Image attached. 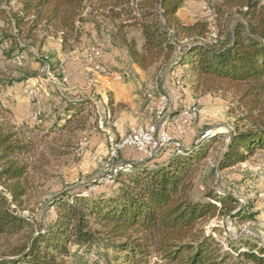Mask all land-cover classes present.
<instances>
[{
	"label": "trees",
	"instance_id": "trees-1",
	"mask_svg": "<svg viewBox=\"0 0 264 264\" xmlns=\"http://www.w3.org/2000/svg\"><path fill=\"white\" fill-rule=\"evenodd\" d=\"M186 1L0 0V18L13 31L4 38L20 43L23 55L28 45L41 47L52 37L66 50L80 40L84 25L93 22L99 29L95 20L102 17L116 26L115 34L141 69L187 72L197 88L236 91L252 126L233 132L219 163L222 170L264 148V2L225 0L245 23L238 22L218 43L210 44L204 41L210 31L206 23H180L177 14ZM126 28L138 29L140 48L125 39ZM87 50L86 61L97 68V56L95 65L90 63ZM3 83L0 80V91ZM86 101L71 103L68 112ZM6 112L0 105V264H75L70 245L83 252L100 240L114 251L117 264H229L231 251L224 250L205 226L214 218H242L244 208L235 212L238 203L231 195L209 192L208 203L194 202L190 196L197 165L208 154L206 148L196 147L213 135L161 162H130L129 171L113 177L112 183L120 187L109 201L94 197L91 190L63 194L52 203L53 223L45 226L35 220L30 207L41 164H46L43 157L35 159L34 138L42 125L34 121L30 127L13 126L3 120ZM235 257L264 264V249L237 248Z\"/></svg>",
	"mask_w": 264,
	"mask_h": 264
},
{
	"label": "rangeland",
	"instance_id": "rangeland-1",
	"mask_svg": "<svg viewBox=\"0 0 264 264\" xmlns=\"http://www.w3.org/2000/svg\"><path fill=\"white\" fill-rule=\"evenodd\" d=\"M17 7L12 4V8ZM177 17L183 25L206 23L210 31L204 41L210 44L218 43L238 22L245 23L244 17L236 9L228 8L225 0H187ZM95 21L99 29L93 22L84 25L80 40L66 50L62 49L59 38L52 37L44 46L29 48L31 45H28L29 51L26 49L28 52L22 55L20 43L4 38L5 33L12 35L13 31L0 18V80L5 85L0 91V105L8 111L3 114V120H8V123L16 127H30L34 121L42 125V128L38 127L34 138L37 142L35 159L43 157L46 161V164H41L42 174L38 175V181L34 184L36 191L30 203V207L35 209V220L45 226L53 223L55 210L52 203L74 190H91L94 197L104 201L116 197L120 187L118 182L102 179L111 168L115 166L118 169L125 162H119L123 152L117 159L111 157L109 140L119 139L133 129L145 127V124L136 121L131 126H126L132 122L128 119L131 108L138 111V119L143 116L149 121L146 126L153 123L154 119L147 112V95L152 93L159 96V93L166 91L171 97H175L169 90L172 84L177 89L176 94H182V104L174 100L178 107L172 109L168 117L170 133H175V138L172 137L175 144L163 150L157 158L164 157L166 160L175 151L176 154H181V150L193 148L196 141L203 135L206 136L205 133L211 132L213 139L196 147L197 151L202 147L206 148L208 154L197 165V178L190 196L194 202L200 203L210 201L206 198L209 192H214L219 197L231 195L237 200L235 212L244 208L242 218H214L206 224L205 230L221 243L224 250L226 248L231 251L229 264H254L246 258L238 260L235 249L239 248L241 252L254 246L264 249V198L260 197L261 194L264 195V148L255 149L252 154L244 152V161L226 164L222 170L219 168L233 132L242 133L252 126L245 119L246 108L238 103L239 95L236 91L224 88H197L193 86L194 77L182 71H177L168 84L159 77L165 70L152 67L148 69V86H141V90H136L135 87L132 89L137 95L135 104H118L112 107L114 92L101 88L96 82L98 77L115 81L107 74L117 73L122 79L118 77L117 80L120 81L116 82L123 85L136 81L137 77H133L132 72L127 69L129 54H126L127 49L122 44L121 37L115 34L116 26L102 17H97ZM122 33L125 39L134 40L137 48H140L141 34L137 28H126ZM91 48H95L97 66L104 71L86 61L84 51ZM111 49L121 50L123 53L120 60L126 66L122 70L110 68L104 61ZM99 50L102 57H99ZM91 66L102 73L95 72ZM81 78L86 81L84 88L78 87ZM125 91L130 90L126 88ZM35 92L38 96L31 95ZM84 99H88L84 105H78L68 112L71 103ZM187 106L194 107L192 129L189 128L187 134L183 131L175 132V128H178L177 116L184 109L186 112ZM254 114L258 112L255 111ZM57 122L59 124L56 127ZM101 122L103 128L100 127ZM134 153L138 152L131 151V157ZM127 163L131 165L130 162ZM25 213L30 215L29 212ZM69 249L76 257L73 259L75 264H117L116 254L105 241L100 240L83 252H78L73 245Z\"/></svg>",
	"mask_w": 264,
	"mask_h": 264
},
{
	"label": "crops",
	"instance_id": "crops-1",
	"mask_svg": "<svg viewBox=\"0 0 264 264\" xmlns=\"http://www.w3.org/2000/svg\"><path fill=\"white\" fill-rule=\"evenodd\" d=\"M59 42H60V40H59ZM99 52H100V55H99V57H100L102 54H101L100 50H99ZM121 53H122L121 50L111 49L110 50V55L109 56H105L104 57V61L106 62V64L110 68H116L118 71L122 70L123 68H125L126 65L123 64L122 61L120 60ZM126 54H128L127 50H126ZM127 60H128V68L127 69H129V71L132 72V76L133 77H137L136 81H131L129 84H127V85L124 84L123 85L121 82H116V78H114V74L115 73H111L112 75L111 74H107L108 77H110L111 79H113L115 81H112V80H109V79H106V78H102V77H98V80L96 81V82H98L100 84L101 88H108L109 90L114 92L113 93L114 101H113L112 107H114V106H116L118 104H121V105L122 104H130L131 105L132 103L135 104V98L137 97V95L132 89L135 87L136 90H138V89L141 90L142 89L141 86H148L147 85L148 83L146 81L150 79V77L148 75L149 71L148 70H143L139 66H137L135 63H133L131 58H130V56H128ZM101 62H102V60H101ZM92 70H94L95 72H98V73H102V72H99L94 67H92ZM175 74H176V72L171 73V74H166V73L162 74L161 73V75H159V77H161L163 81H167V83H168L169 80H173ZM79 80H81V81H80L78 87L80 86L79 88H84V86H86L85 79L81 78ZM117 81H120V80H117ZM137 81H140V82H137ZM149 82H150V80H149ZM141 83H145V84H141ZM161 84H163V83L161 82ZM168 84H170V83H168ZM27 87H28V85L26 86V88ZM126 88H127V90H130V91L126 92L125 91ZM169 90L173 93V96L176 95L175 101L177 100V101H179L180 104H182V101H181V98H180L182 96V94L181 93L180 94H176L177 93V89L174 88L172 86V84H170ZM174 105H175V102H174ZM177 107H178V105H175L174 108H177ZM179 107H181V106H179ZM174 108H173V110H174ZM128 109H130V108L128 107ZM185 110L186 109H184V111ZM129 111H130V113H129L130 117L128 119L132 120V122H130L129 125H126V126H131L134 123V121L140 122L142 124H145V126H146L147 123H149V121L144 119L143 116H142L141 119H138V117L136 116V114H138V111H134L132 108ZM184 111H183V113L181 115L177 116L178 119H177L176 122H178V120L180 118L184 117V113H185ZM131 151H134V150H132V149L126 150L123 153V155H122L120 160L124 161V162L131 161V162H135L136 164H139V163L147 164V163L152 162L153 159H154V158L153 159H149V160H152V161H149L148 159L145 158L146 159L145 160L144 157L141 154H139V153H137V154L134 153L133 156L131 157V155H130ZM161 161H164V157H161V158H158V159L155 160V162H161Z\"/></svg>",
	"mask_w": 264,
	"mask_h": 264
},
{
	"label": "built area",
	"instance_id": "built-area-1",
	"mask_svg": "<svg viewBox=\"0 0 264 264\" xmlns=\"http://www.w3.org/2000/svg\"><path fill=\"white\" fill-rule=\"evenodd\" d=\"M175 97H171V95H169V106L173 105ZM151 104L152 95L148 94L147 109L150 108ZM193 117L194 107L190 108L187 106V111L184 113V117L178 120V128H175V132L183 131L184 134L189 133L188 130H190L189 128L192 127ZM171 134L172 133H170L169 129H163V127H161L158 130L157 136H150L147 135V129H143V127H138L136 129L131 130V132L126 135L129 136V143H121V137L119 139H115L113 153H122L128 149H132L144 156L145 158L156 159L162 153L163 150H165L170 145L175 144L174 139H172V137L175 138V133L172 135ZM119 162L122 161L120 160ZM109 175L110 173L106 174L105 178Z\"/></svg>",
	"mask_w": 264,
	"mask_h": 264
},
{
	"label": "bare ground",
	"instance_id": "bare-ground-1",
	"mask_svg": "<svg viewBox=\"0 0 264 264\" xmlns=\"http://www.w3.org/2000/svg\"><path fill=\"white\" fill-rule=\"evenodd\" d=\"M86 56H87L88 61L95 65V58L97 56L96 52H95V48L88 49L86 51ZM97 68H98V70L104 71L99 66H97ZM118 77H120V79L122 78V76L115 73L114 78H118ZM32 94H33V96H38V94L36 92L31 93V95ZM159 94H160L159 96H156V95L150 93V95H152V104H151L150 108L147 109V112L154 119V122L148 126L143 127V129H147V135H150V136H157L158 130L161 127H163V129H169L168 117H169L170 113L172 112L171 110L174 108V103H173V105L169 106V94L166 91L161 92ZM100 127L103 128L102 122H101ZM211 136H212L211 133H206V136L203 135L202 138H203V140H205V139L207 140V139L211 138ZM109 143H110L109 148H110L111 157L117 159L119 157L120 153H113L115 140L110 138ZM121 143H129V136L121 137ZM146 159H153V158H146ZM129 170H130V164L127 162L122 164V166H119L118 169H116L114 166L109 171H107V174L110 173V175L107 176L106 178H105V176H106L105 175L102 180H106L108 182L113 181V177L116 176L117 174H119L121 171H129ZM262 196H264V195L261 194L260 197L264 198Z\"/></svg>",
	"mask_w": 264,
	"mask_h": 264
}]
</instances>
